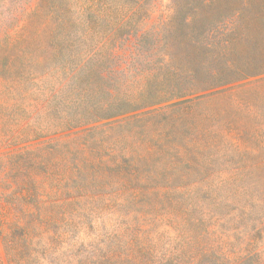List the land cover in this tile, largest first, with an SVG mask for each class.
I'll use <instances>...</instances> for the list:
<instances>
[{
    "label": "rangeland",
    "instance_id": "obj_1",
    "mask_svg": "<svg viewBox=\"0 0 264 264\" xmlns=\"http://www.w3.org/2000/svg\"><path fill=\"white\" fill-rule=\"evenodd\" d=\"M139 5L135 21L145 15L151 26L169 1ZM138 6L133 0H0V264H91L111 247L114 227L123 230L124 220L137 225L129 203L186 199L180 195L190 188L201 202L202 187L230 184L239 167L232 148L246 152L254 181H262L264 73L189 109L161 105L63 129L73 116L78 71L110 66L111 51L121 45L107 31L128 22ZM246 49L255 65H264V50L236 46ZM210 210L218 217L230 212L228 206ZM167 225L138 226L153 230L152 240L163 234L157 244L164 249L174 236ZM229 242L237 250V241ZM240 256L231 264H264V236L251 258Z\"/></svg>",
    "mask_w": 264,
    "mask_h": 264
},
{
    "label": "trees",
    "instance_id": "obj_2",
    "mask_svg": "<svg viewBox=\"0 0 264 264\" xmlns=\"http://www.w3.org/2000/svg\"><path fill=\"white\" fill-rule=\"evenodd\" d=\"M133 1L136 8L140 0ZM168 1L165 14L151 26L145 15L135 21L139 5L128 22L108 29L121 48L111 51L112 62L104 71H78L73 116L63 121V129L161 105L189 109L193 101L264 73V65L253 63L249 49L236 50L237 45L264 50V0ZM259 149L264 151L263 146ZM231 153L239 167L231 173L230 184L202 187L201 202L193 200L197 188H190L180 195L186 199L129 203L139 217L134 219L137 225L120 222L127 227H114L111 247L90 263L231 264L241 254L242 259L251 258L264 236V161L262 181L256 183L246 152L232 148ZM223 192L227 194L220 195ZM219 206L230 208L226 217L210 210ZM165 220L174 236L161 249L157 243L163 234L152 240L154 231L138 225ZM226 224L231 226L223 234ZM231 238L238 243L235 251Z\"/></svg>",
    "mask_w": 264,
    "mask_h": 264
}]
</instances>
